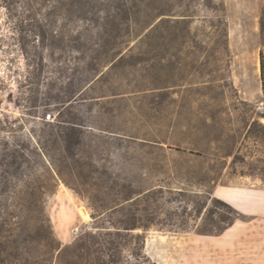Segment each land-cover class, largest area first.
I'll list each match as a JSON object with an SVG mask.
<instances>
[{"label": "rangeland", "instance_id": "374dc122", "mask_svg": "<svg viewBox=\"0 0 264 264\" xmlns=\"http://www.w3.org/2000/svg\"><path fill=\"white\" fill-rule=\"evenodd\" d=\"M26 1L6 10L0 0V205H14L26 184L47 185L53 168L64 182L58 177L45 196V217L55 244L89 248L74 250V264H204L202 250L218 235L198 232L215 233L222 216L232 217L214 201V187H264V0H223L224 36L204 2L188 0L195 17L185 27L161 23L157 38L82 40L62 51L48 30L86 35L93 16L71 8L52 27L49 12ZM35 88L49 102L71 103L62 114L30 108ZM49 125L74 133L66 160L43 140ZM3 141L32 156L25 183ZM131 224L137 229H124ZM6 241L11 251L18 239ZM70 256L48 264H69ZM0 264L14 262L2 254Z\"/></svg>", "mask_w": 264, "mask_h": 264}, {"label": "trees", "instance_id": "16d2710c", "mask_svg": "<svg viewBox=\"0 0 264 264\" xmlns=\"http://www.w3.org/2000/svg\"><path fill=\"white\" fill-rule=\"evenodd\" d=\"M35 2L40 8L49 12L50 23L52 27L58 23V17L63 11H70L71 8L76 9L82 13L83 17L90 13L92 18V29H86V35L71 34L66 35L63 32H58L51 28L48 30V35L51 42H57L62 51L66 43L75 44L83 41L93 42L94 45L98 43H106L117 40L135 41L150 38H157L161 23L172 26L184 25L190 23V19L194 18L193 8L188 0H27L26 6L29 7L31 2ZM195 1V0H189ZM197 1V0H196ZM206 9L213 13V19L218 23L220 32L224 36L226 33L225 21L223 18V0H202ZM21 0H4L6 10L15 9ZM177 7V8H173ZM41 9V10H42ZM85 15V16H84ZM102 15V16H101ZM54 19V20H53ZM57 19V20H56ZM159 19V20H158ZM158 20V22H156ZM156 22V23H155ZM259 33L262 41V47L258 51V75L260 88L264 94V9L261 14L259 22ZM50 47H54L51 43ZM76 46H73L75 48ZM31 96L28 98V105L30 108L46 109L53 106L62 114L63 110L71 103L70 100H60L52 103L48 100L38 96V89L30 90ZM74 133L71 129L57 128L49 125L46 135L43 137L45 143L51 148V152L62 159L66 160V153L68 151L70 142ZM39 143H37V146ZM3 152L5 156L12 158L14 164V174L20 182L25 183L23 179L25 172L23 168L26 164H30L32 156L28 154L22 143L16 142L12 148H9L7 142H2ZM40 149V148H39ZM37 155V152H31ZM13 174V172H12ZM33 176V181L40 183V176L37 174H30ZM47 185L31 188L27 184L24 189L15 191V197L18 201L14 205H0V237L4 239L0 242V256L7 254L12 258L14 264H48L53 260V257L70 253L69 264H74L73 256L74 250L89 248L83 244L78 245L74 243L71 246L61 247L60 244L54 243V236L49 224V220L45 217L44 198L46 195L53 194L57 187V178L61 177L60 173L53 168L46 167ZM62 180V178H60ZM25 181V182H24ZM64 182V180H62ZM66 183V182H65ZM3 195L6 196L7 190H2ZM215 202L220 203L228 208L231 216H222L221 222L224 226L215 233L202 230L198 234L201 235H219L224 230L233 225L235 220L240 219L241 215L227 203L213 198ZM46 221V224H45ZM125 230H135V224L127 225ZM14 236L18 242L12 247L14 252L9 251L8 242L6 238ZM30 238V245H25L26 239ZM25 243V244H24ZM75 254V255H74Z\"/></svg>", "mask_w": 264, "mask_h": 264}, {"label": "crops", "instance_id": "0c3cea01", "mask_svg": "<svg viewBox=\"0 0 264 264\" xmlns=\"http://www.w3.org/2000/svg\"><path fill=\"white\" fill-rule=\"evenodd\" d=\"M212 195L246 220L235 221L218 236H203L215 244L202 250L204 264H264V187L243 181L234 186H215Z\"/></svg>", "mask_w": 264, "mask_h": 264}, {"label": "built area", "instance_id": "2783aa9c", "mask_svg": "<svg viewBox=\"0 0 264 264\" xmlns=\"http://www.w3.org/2000/svg\"><path fill=\"white\" fill-rule=\"evenodd\" d=\"M46 119H47V120H50V114H47V115H46Z\"/></svg>", "mask_w": 264, "mask_h": 264}]
</instances>
